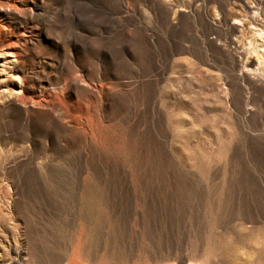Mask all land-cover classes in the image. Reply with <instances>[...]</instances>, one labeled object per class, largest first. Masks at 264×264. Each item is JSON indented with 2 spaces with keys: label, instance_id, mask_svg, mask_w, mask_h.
Instances as JSON below:
<instances>
[{
  "label": "rangeland",
  "instance_id": "rangeland-1",
  "mask_svg": "<svg viewBox=\"0 0 264 264\" xmlns=\"http://www.w3.org/2000/svg\"><path fill=\"white\" fill-rule=\"evenodd\" d=\"M260 30L264 0H0V264H264Z\"/></svg>",
  "mask_w": 264,
  "mask_h": 264
},
{
  "label": "bare ground",
  "instance_id": "bare-ground-1",
  "mask_svg": "<svg viewBox=\"0 0 264 264\" xmlns=\"http://www.w3.org/2000/svg\"><path fill=\"white\" fill-rule=\"evenodd\" d=\"M257 34V36L259 37H264V31H256L255 32ZM262 40V39H261ZM255 52V51H254ZM256 62L258 65H264V59L263 58H260V57H256ZM16 260V259H15Z\"/></svg>",
  "mask_w": 264,
  "mask_h": 264
}]
</instances>
